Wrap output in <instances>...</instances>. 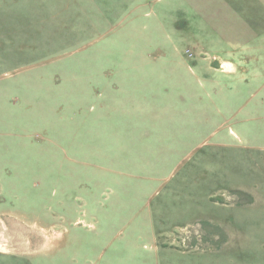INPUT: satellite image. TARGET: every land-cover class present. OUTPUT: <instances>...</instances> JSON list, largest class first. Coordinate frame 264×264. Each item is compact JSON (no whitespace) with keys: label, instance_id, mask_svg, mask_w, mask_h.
Masks as SVG:
<instances>
[{"label":"rangeland","instance_id":"374dc122","mask_svg":"<svg viewBox=\"0 0 264 264\" xmlns=\"http://www.w3.org/2000/svg\"><path fill=\"white\" fill-rule=\"evenodd\" d=\"M0 264H264V0H0Z\"/></svg>","mask_w":264,"mask_h":264},{"label":"crops","instance_id":"0c3cea01","mask_svg":"<svg viewBox=\"0 0 264 264\" xmlns=\"http://www.w3.org/2000/svg\"><path fill=\"white\" fill-rule=\"evenodd\" d=\"M139 126H134V124H129V127L125 130L126 131V139H130V140H136L138 139L139 136ZM165 129H167V127H165ZM124 131V130H123ZM149 132L148 129H146L144 135L142 136V139H147L145 138V136H147V133ZM149 138V137H148Z\"/></svg>","mask_w":264,"mask_h":264},{"label":"clouds","instance_id":"9594fccd","mask_svg":"<svg viewBox=\"0 0 264 264\" xmlns=\"http://www.w3.org/2000/svg\"><path fill=\"white\" fill-rule=\"evenodd\" d=\"M224 67L228 68V69L231 70V71H235V69L232 68L231 65H224Z\"/></svg>","mask_w":264,"mask_h":264}]
</instances>
